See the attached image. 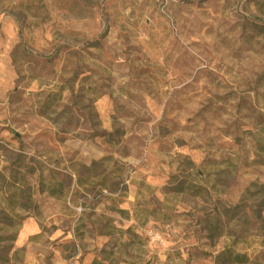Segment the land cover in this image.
<instances>
[{"label": "rangeland", "instance_id": "374dc122", "mask_svg": "<svg viewBox=\"0 0 264 264\" xmlns=\"http://www.w3.org/2000/svg\"><path fill=\"white\" fill-rule=\"evenodd\" d=\"M0 237V264H264V0H0Z\"/></svg>", "mask_w": 264, "mask_h": 264}, {"label": "trees", "instance_id": "16d2710c", "mask_svg": "<svg viewBox=\"0 0 264 264\" xmlns=\"http://www.w3.org/2000/svg\"><path fill=\"white\" fill-rule=\"evenodd\" d=\"M50 195L53 196L54 192H51ZM5 240L14 241L15 237H7V238L0 237V242H3ZM220 257L224 258V260L232 264H244L247 261L245 255L232 254V252L229 249H225L221 253ZM91 264H102V263L98 262L97 260H94Z\"/></svg>", "mask_w": 264, "mask_h": 264}, {"label": "crops", "instance_id": "0c3cea01", "mask_svg": "<svg viewBox=\"0 0 264 264\" xmlns=\"http://www.w3.org/2000/svg\"><path fill=\"white\" fill-rule=\"evenodd\" d=\"M37 231H35V229L31 226H25L23 231H22V236L23 237H27L28 235L30 234H34L36 233ZM93 261H90L88 264H91Z\"/></svg>", "mask_w": 264, "mask_h": 264}]
</instances>
